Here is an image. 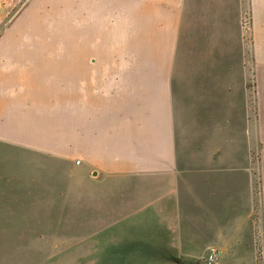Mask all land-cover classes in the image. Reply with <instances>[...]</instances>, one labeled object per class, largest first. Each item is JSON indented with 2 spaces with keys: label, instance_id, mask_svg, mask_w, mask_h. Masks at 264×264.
<instances>
[{
  "label": "crops",
  "instance_id": "1",
  "mask_svg": "<svg viewBox=\"0 0 264 264\" xmlns=\"http://www.w3.org/2000/svg\"><path fill=\"white\" fill-rule=\"evenodd\" d=\"M49 15L88 17L92 43L109 36L98 17H139L138 61L27 63L24 96L0 101L4 145L42 150L44 178L75 175L66 191L107 216L66 227L60 258L264 264V0H66ZM24 125L41 141L14 142Z\"/></svg>",
  "mask_w": 264,
  "mask_h": 264
},
{
  "label": "rangeland",
  "instance_id": "2",
  "mask_svg": "<svg viewBox=\"0 0 264 264\" xmlns=\"http://www.w3.org/2000/svg\"><path fill=\"white\" fill-rule=\"evenodd\" d=\"M65 1L0 0V101L24 96L19 91L16 74L21 68H27V63L139 60V17H98L109 22L108 26L104 24L107 21L102 22L109 36H97L92 43L87 41L88 17H82L76 29L75 17L49 15L50 6L59 2L62 5ZM247 16L243 26L250 43ZM76 34L82 35L83 45L77 55ZM101 40H104V49L96 52ZM68 120L73 122V118ZM16 133L17 136L13 135L16 143L33 136L35 141H41L43 136L40 128L26 125ZM0 135L5 137V140L0 137V264H82L80 253L74 251H80L79 245L68 247L66 254L70 261L60 258L65 255L60 239L74 236V230L66 227L74 222L107 220V216L90 212V207L76 200L73 191H66L67 184L74 183L75 175L68 179L66 174L56 172L44 178L42 150L4 145L2 141H11L12 134ZM55 152L74 157L73 150ZM258 249V258L263 260L261 237H258Z\"/></svg>",
  "mask_w": 264,
  "mask_h": 264
},
{
  "label": "built area",
  "instance_id": "3",
  "mask_svg": "<svg viewBox=\"0 0 264 264\" xmlns=\"http://www.w3.org/2000/svg\"><path fill=\"white\" fill-rule=\"evenodd\" d=\"M247 17H249L250 19H248L249 23L247 22L246 24V28L250 30V32L252 31V22H251V17L248 15ZM245 28V27H244ZM79 164V163H78ZM218 256L219 253L218 252H214L211 253L210 255L206 256L203 259V263L204 264H216L217 260H218Z\"/></svg>",
  "mask_w": 264,
  "mask_h": 264
}]
</instances>
